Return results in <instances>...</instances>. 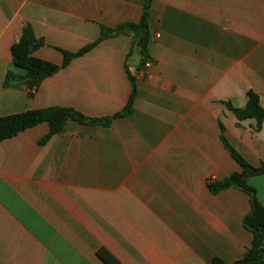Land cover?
<instances>
[{"label": "crops", "instance_id": "crops-1", "mask_svg": "<svg viewBox=\"0 0 264 264\" xmlns=\"http://www.w3.org/2000/svg\"><path fill=\"white\" fill-rule=\"evenodd\" d=\"M145 0H0V116L51 106L104 118L68 120L41 143V122L0 141V264H233L251 246L249 194L213 193L247 162L264 163V120L239 121L223 101L264 106V0H152L149 61L132 37H107L37 89L4 85L12 44L29 23L45 44L35 55L61 65L63 51L94 42L102 26L140 22ZM131 54V53H130ZM247 184L264 206V174ZM264 264V263H263Z\"/></svg>", "mask_w": 264, "mask_h": 264}, {"label": "trees", "instance_id": "trees-1", "mask_svg": "<svg viewBox=\"0 0 264 264\" xmlns=\"http://www.w3.org/2000/svg\"><path fill=\"white\" fill-rule=\"evenodd\" d=\"M152 0H145L143 14L140 22L132 21L121 22L115 27L102 26L101 35L91 44L77 52L63 51L64 61L61 65L44 60L35 55L36 50L45 44L44 40L37 38L33 28L29 23L23 27L22 33L17 41L12 44V63L7 69L4 85L7 87H21L27 85L37 89L41 82L55 74L59 69L65 67L77 56H80L90 50L93 46L107 37L127 34L132 37V46L129 56L133 49L137 48L142 56V63L145 64L149 59V12ZM131 53V54H130ZM132 90L126 106L116 114L104 118L87 117L75 108L63 106H51L40 109H30L24 112L0 116V141L12 137L19 132L35 126L41 122H47L50 130L47 135L41 139L44 143L56 133L63 130L66 122L70 119L83 124H101L108 126L118 117L127 116L133 112L134 102L137 97V84L134 76L131 77ZM247 102L245 106H234L230 101H223V104L231 110L236 117L241 120L256 119V130L262 128L264 120V106L261 104L259 94L254 90L247 92ZM223 133L222 140L226 148L231 152L233 158L242 167L241 172H236L223 180H214L208 182V186L213 193H217L229 187H238L245 190L250 196L251 210L244 217L243 224L245 228L253 233V241L248 247L242 258L233 264H263L264 263V206L259 202L256 191L247 184L250 176L264 174V163L261 166H253L231 146L224 135V127L221 125ZM99 256L107 264H121L105 249H100ZM213 264H225L221 259L215 258Z\"/></svg>", "mask_w": 264, "mask_h": 264}, {"label": "built area", "instance_id": "built-area-1", "mask_svg": "<svg viewBox=\"0 0 264 264\" xmlns=\"http://www.w3.org/2000/svg\"><path fill=\"white\" fill-rule=\"evenodd\" d=\"M150 64H151V63H150V61L148 60V61L145 63V66H146V67H149ZM214 180H215L214 177H209V178H208V182H212V181H214Z\"/></svg>", "mask_w": 264, "mask_h": 264}]
</instances>
